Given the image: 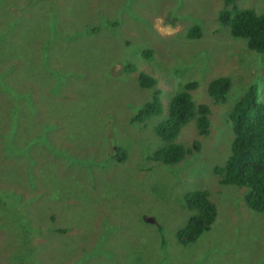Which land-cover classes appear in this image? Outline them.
Here are the masks:
<instances>
[{"label": "rangeland", "instance_id": "1", "mask_svg": "<svg viewBox=\"0 0 264 264\" xmlns=\"http://www.w3.org/2000/svg\"><path fill=\"white\" fill-rule=\"evenodd\" d=\"M238 5L264 13V0ZM224 7L0 0V264H264V212L215 171L231 154L237 101L256 85L264 103V54L232 36ZM139 70L156 78L153 88L140 85ZM219 76L231 88L216 102L208 85ZM190 82L195 102L211 108L208 132L191 120L177 139L185 158L155 160V127ZM155 90L162 113L133 120ZM113 147L128 158L117 161ZM195 189L209 191L218 214L182 244L177 231L194 213L184 195Z\"/></svg>", "mask_w": 264, "mask_h": 264}, {"label": "trees", "instance_id": "2", "mask_svg": "<svg viewBox=\"0 0 264 264\" xmlns=\"http://www.w3.org/2000/svg\"><path fill=\"white\" fill-rule=\"evenodd\" d=\"M225 7L219 13V19L229 27L232 36L243 38L249 48L264 54V13H258L252 8H243L238 0H223ZM191 34H200L199 28L191 30ZM144 55L151 57L148 50ZM126 70L137 71L133 65H127ZM139 83L143 88H153L157 80L151 74L139 70ZM194 82L187 83L171 101L169 116L155 127L163 145L154 153V159L168 164L178 163L185 158L188 150L177 141L184 126L195 119L200 134L208 132L210 126L211 108L207 103L197 104L192 97L191 89ZM231 88V78L219 76L210 81L209 95L216 101H224ZM160 91L155 90L152 100L148 101L132 117L135 121H146L160 115L163 105ZM234 139L231 154L223 167H216L221 182L248 188L245 194L246 205L258 212H264V103L258 100L256 85H250L245 94L237 101L230 113ZM194 149H200L199 141H194ZM114 151V152H113ZM113 157L117 161L128 158L126 150L113 147ZM187 207L194 213L187 224L177 231V238L182 244L198 240L211 229L216 221L218 209L210 199L209 191L195 189L184 195Z\"/></svg>", "mask_w": 264, "mask_h": 264}]
</instances>
